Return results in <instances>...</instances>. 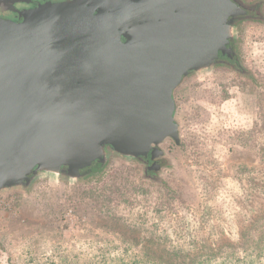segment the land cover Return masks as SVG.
<instances>
[{
    "label": "water",
    "instance_id": "water-1",
    "mask_svg": "<svg viewBox=\"0 0 264 264\" xmlns=\"http://www.w3.org/2000/svg\"><path fill=\"white\" fill-rule=\"evenodd\" d=\"M248 11L238 0H68L0 19V194L76 182L112 156L153 173L161 145L179 143L175 91L232 62Z\"/></svg>",
    "mask_w": 264,
    "mask_h": 264
},
{
    "label": "rangeland",
    "instance_id": "rangeland-1",
    "mask_svg": "<svg viewBox=\"0 0 264 264\" xmlns=\"http://www.w3.org/2000/svg\"><path fill=\"white\" fill-rule=\"evenodd\" d=\"M239 23V64L191 74L175 91L179 143L161 145L155 176L112 156L100 181L38 180L0 194V264L176 253L167 239H190L197 224L206 242L238 239L264 202L254 190L264 173V24Z\"/></svg>",
    "mask_w": 264,
    "mask_h": 264
},
{
    "label": "trees",
    "instance_id": "trees-1",
    "mask_svg": "<svg viewBox=\"0 0 264 264\" xmlns=\"http://www.w3.org/2000/svg\"><path fill=\"white\" fill-rule=\"evenodd\" d=\"M251 2L253 8L249 9L246 19H249L251 23L263 25L264 0H252ZM234 69L241 74L244 72L239 65L234 66ZM260 164L263 166L264 161L260 160ZM105 169V166L97 164L93 167L90 176L94 180L100 181L106 174L104 173ZM155 174L149 172L146 177L151 178ZM254 190L264 198V173H260V179L255 182ZM246 216V223L242 226L240 235L234 242L228 240L206 242L203 236L198 235L202 232L203 227L197 224L193 231H189L190 239L174 241L167 239L165 242L166 245H169L166 247L172 250L178 249L179 252L162 254L149 252L136 257L123 255L126 257L117 256L114 258L100 254L96 256V259L100 264H264V202L259 207L250 209ZM122 251H127V246L123 247Z\"/></svg>",
    "mask_w": 264,
    "mask_h": 264
},
{
    "label": "flooded vegetation",
    "instance_id": "flooded-vegetation-1",
    "mask_svg": "<svg viewBox=\"0 0 264 264\" xmlns=\"http://www.w3.org/2000/svg\"><path fill=\"white\" fill-rule=\"evenodd\" d=\"M64 1H68V0H0V19L18 22L20 21L19 15L22 12L35 9L41 3H49V2L58 3V2H64ZM238 1L242 3V1L240 0ZM242 4L244 5L245 8H249V9L253 8V6L251 7L252 5L251 3L249 5L244 4V3ZM246 18L247 17L245 16V19ZM243 23L244 22H240L238 25L240 26ZM238 49H239V42L238 40H234L232 44V55H233V58L231 60L232 61L231 63H233L232 65L236 64L237 62H238L237 64H239ZM159 159L160 158H156L152 160V165L154 167L152 169L153 173H155V171H157V168L161 166V162ZM92 172H93L92 170L91 171L89 170L84 173H81L80 180L91 177L90 175L92 174ZM149 172H150L149 167H147V173ZM64 177H67V176H64Z\"/></svg>",
    "mask_w": 264,
    "mask_h": 264
}]
</instances>
